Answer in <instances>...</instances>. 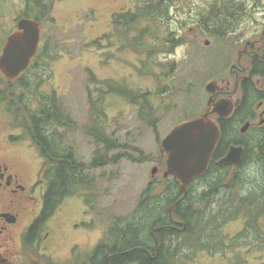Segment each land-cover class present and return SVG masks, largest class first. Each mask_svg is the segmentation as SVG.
Returning <instances> with one entry per match:
<instances>
[{"label":"rangeland","instance_id":"rangeland-1","mask_svg":"<svg viewBox=\"0 0 264 264\" xmlns=\"http://www.w3.org/2000/svg\"><path fill=\"white\" fill-rule=\"evenodd\" d=\"M26 2L0 0V41L3 39V46L8 35L16 32ZM140 2L47 0L49 5L52 4L53 23L40 22V47L47 43V54L54 59L46 69L25 74V84L28 82L35 87L32 94L25 91V106L34 111L41 95L54 93L75 124L73 131L60 130L63 144L73 151L77 162L89 165L101 147L81 130L89 123L88 99L97 101L104 93L102 106L109 121L107 133L126 149L109 153L110 158L119 156L117 162L86 171L94 180L92 190L62 202L50 223L53 242L49 243L48 253L41 256L37 252L31 253L35 262L32 264H68L73 258L76 264H81L92 255L105 231L107 234L113 226L112 222L118 217H129L143 192L152 185L163 183L166 161V153L161 147L163 138L176 125L204 113L210 98L205 86L216 82L219 87H225L220 82L232 79L230 66L236 63L238 52L247 42L259 41L264 29V0H174L168 17L161 19L165 45L159 43L154 49V43L148 39L147 51L128 50L120 46L116 38L113 18L134 13ZM218 13L228 16L229 24L224 26L232 28L221 38L214 34L218 24L213 19ZM170 33L177 41L174 46L168 45ZM113 37L115 45L110 48L108 40ZM99 39H104L101 42L103 50L92 45ZM249 60L243 58L244 67L248 66ZM91 75L109 85L93 83ZM118 87L137 94H150L159 118L155 129L138 117V107L116 93H110L111 90L116 92ZM4 119L0 117L1 125ZM25 121L27 125L26 112ZM25 145L28 148L22 152V157L36 174L42 160L29 141ZM153 168L157 169L154 176L151 175ZM207 209L212 218L214 215L225 216L214 226L221 225L218 235L221 232L229 238L226 247L204 252L195 250L194 235L185 240L188 245L183 252H175L174 264H264L263 234L261 254L242 247L241 236L247 231L243 227L245 222L241 218L245 215L242 212L235 218L228 215V219L225 213L221 214L218 205H209ZM74 225L79 230H71ZM208 225L204 224L205 227ZM261 228L264 233V218H261Z\"/></svg>","mask_w":264,"mask_h":264},{"label":"flooded vegetation","instance_id":"flooded-vegetation-1","mask_svg":"<svg viewBox=\"0 0 264 264\" xmlns=\"http://www.w3.org/2000/svg\"><path fill=\"white\" fill-rule=\"evenodd\" d=\"M13 33L8 35L7 41ZM2 40L0 56L7 44L6 41L3 46ZM111 41L114 39L108 40ZM245 57L250 59L247 67L242 64ZM229 73L232 79L220 82L221 85L225 84V87H219L215 82L216 93L213 101H231L234 104L233 110L224 119L215 114L210 115L220 128L221 139L208 171L193 181L187 189V195L193 196L206 212L205 215L194 217L197 226V231L194 232V249L204 252L226 247L229 238L222 236L221 232L218 235L217 231H220L221 225L214 226V223L217 224L220 218L225 216L214 215L212 218L208 215V206L214 204L220 206L221 214L225 213L227 218L228 215L239 217L238 213L241 212L245 215L241 218L245 222L244 230H247L241 236L244 243L242 247L261 254L264 183L248 190L247 195H241L240 192L245 186L242 176L244 167L250 162L264 164V29L259 41L247 42L244 49L238 52L236 63L230 66ZM25 74L26 72L9 80L0 71V117L5 118L3 125L0 124V264H32L34 259L32 260L30 254L35 255L37 252L39 256L46 255L51 245L49 243L53 242L50 223L55 213L44 214L43 186L46 191V182L42 177V169L34 174L30 164L22 157V152L28 148L25 145L27 141L34 147L25 121ZM237 102L238 105L235 106ZM244 126L247 129L242 132ZM231 147L242 148L240 162L236 165L218 166V162L226 156ZM130 218L118 217L113 222ZM167 218L168 224L149 229L145 241L136 240V243L132 244L121 243L117 238L119 233L111 234L109 230L106 234L105 231L103 240H99L92 255L81 264H135L138 253L144 254L148 262L153 264H169L170 258L167 254L185 250L186 224L169 213ZM204 224L209 225L205 227ZM123 226L126 225L113 224L111 229ZM157 228L160 229L156 230ZM74 229L79 230L77 225L71 227V230ZM161 231H170L178 236L176 240L173 239L172 246H169L168 240L157 237ZM133 244L136 246H132ZM97 248H100L98 253ZM123 258L128 262L121 261ZM73 259L70 262L76 264Z\"/></svg>","mask_w":264,"mask_h":264},{"label":"trees","instance_id":"trees-1","mask_svg":"<svg viewBox=\"0 0 264 264\" xmlns=\"http://www.w3.org/2000/svg\"><path fill=\"white\" fill-rule=\"evenodd\" d=\"M173 1L141 0L134 13L115 15L113 25L114 31L118 34L116 38L120 42V46L122 45L123 48L128 50L130 48L132 50L137 48L138 50L144 49L147 51V41L149 40H152L154 43V49H156L159 43L162 44L163 42L165 45L162 39V33L165 28L161 27V19L166 18V16L168 17L169 7ZM51 9L52 4L49 5L47 0H27L26 10L22 18L32 19L39 24L41 21H46L50 24L53 23ZM227 17L224 13H218L216 18L213 19L214 23L218 24L214 32L216 37L221 38L225 32L232 30L231 27L224 26V24H229L226 19ZM103 40L99 39L93 42L92 45L103 50L104 48L101 44ZM176 43L177 41L173 38L172 33H170V44L168 45L174 46ZM114 45V41L109 42L110 48ZM46 46L47 43L42 47L39 46L37 55L32 60L26 74H35L40 69H46L49 62L54 59V56L50 57L47 54ZM90 78L93 83L99 86L109 85L108 82L97 81L93 75ZM34 89L35 87L32 84L28 82L25 84L27 94H32ZM31 90L32 92L29 93ZM112 92L133 106L138 107V117L142 121L148 122V126L150 125L155 129L159 118L157 117V109L150 101V94H137L119 87L116 92L111 90L110 93ZM103 96L104 93H101L97 101L92 100L89 96V123L83 126L81 130L85 136L92 138L94 143L98 147H101V149L97 150L89 165L77 162L73 151L66 148L63 144V135L60 130L73 131L75 124L65 113L54 93L51 95H41L38 100L37 109L34 111L30 109V106H25L28 132L42 160V177L46 182V191L43 197L45 204L44 214L53 215L66 198L92 190L94 180L88 176L86 171L101 168L114 161L117 162L116 160H118L119 156L110 158L109 153L126 149V146H121L114 137L109 136L107 133L109 121L102 106ZM222 129L225 136L224 125ZM163 165H165V162ZM162 179V184L152 185L143 192L135 210L130 215V219L113 222V224L117 225H126L110 229L111 234L119 233L117 238L119 241L121 240V243L132 244L136 243V240L145 241V234L149 229L168 224L167 209L183 196V191L175 178ZM206 181L209 182V180ZM262 198L264 201V195ZM200 206L201 204L188 194L172 212L173 218H180L186 224V240L192 238L195 235L194 232L197 231L194 217L199 214H206L205 210ZM261 214H264V206H261ZM261 234L264 235L262 228ZM159 236L165 241L168 240L169 246H172L173 239L176 240L178 237L170 231H161L157 234V237ZM187 245H185V248ZM132 246L136 245L133 244ZM99 249L95 250L96 253H98ZM167 255L170 258L169 264H174L175 253ZM125 259L123 258L121 261L128 262ZM135 262V264H153L148 262L147 257L142 253L137 254Z\"/></svg>","mask_w":264,"mask_h":264},{"label":"water","instance_id":"water-1","mask_svg":"<svg viewBox=\"0 0 264 264\" xmlns=\"http://www.w3.org/2000/svg\"><path fill=\"white\" fill-rule=\"evenodd\" d=\"M40 36L39 23L24 18L18 21L17 31L8 38L0 56V71L6 78L13 80L29 69L38 51ZM205 44L208 45L209 42ZM205 91L210 95L206 111L198 117L176 125L161 142V147L166 153L163 178H175L184 193L169 208L170 216L176 206L185 199L188 186L208 171L216 146L221 139L220 128L210 115L215 114L220 119H224L231 114L234 107V104L228 100L213 101L216 93L215 82L208 83ZM237 105L238 102L235 106ZM246 129L244 126L241 131L245 132ZM241 154L242 148L231 147L226 156L218 162V166L238 164ZM156 172L157 169L153 168L151 175L154 176ZM158 229L160 228L156 230Z\"/></svg>","mask_w":264,"mask_h":264},{"label":"clouds","instance_id":"clouds-1","mask_svg":"<svg viewBox=\"0 0 264 264\" xmlns=\"http://www.w3.org/2000/svg\"><path fill=\"white\" fill-rule=\"evenodd\" d=\"M242 176L245 180V186L240 194L247 195L248 190H252L259 184L264 183V164L258 162L248 163L242 171Z\"/></svg>","mask_w":264,"mask_h":264}]
</instances>
